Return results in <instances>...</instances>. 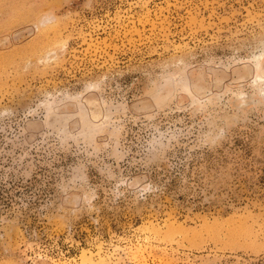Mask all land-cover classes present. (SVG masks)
<instances>
[{"label": "rangeland", "instance_id": "obj_1", "mask_svg": "<svg viewBox=\"0 0 264 264\" xmlns=\"http://www.w3.org/2000/svg\"><path fill=\"white\" fill-rule=\"evenodd\" d=\"M0 264H264V0H0Z\"/></svg>", "mask_w": 264, "mask_h": 264}, {"label": "bare ground", "instance_id": "obj_2", "mask_svg": "<svg viewBox=\"0 0 264 264\" xmlns=\"http://www.w3.org/2000/svg\"><path fill=\"white\" fill-rule=\"evenodd\" d=\"M56 27V26H55ZM53 31V30H52ZM49 39V38H48ZM42 47V46H41ZM260 78V77H259Z\"/></svg>", "mask_w": 264, "mask_h": 264}]
</instances>
